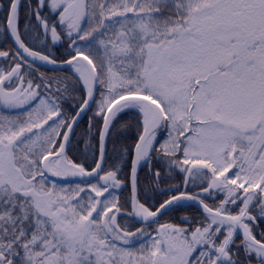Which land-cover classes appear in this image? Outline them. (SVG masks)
I'll return each instance as SVG.
<instances>
[{
	"label": "rangeland",
	"instance_id": "obj_1",
	"mask_svg": "<svg viewBox=\"0 0 264 264\" xmlns=\"http://www.w3.org/2000/svg\"><path fill=\"white\" fill-rule=\"evenodd\" d=\"M55 1L67 6L66 15H75L72 23L78 28L85 0ZM166 1L128 0L124 12ZM189 2L192 7L188 5L191 14L186 28L160 14L145 19L154 28L155 36L142 55H120L99 35L90 41L75 43L76 52L90 53L100 61V68H95L96 84L101 89L99 112L104 115L121 95L146 96L163 110L161 127L166 130L161 144L163 152L174 154L179 150L184 161L191 165L209 168L217 177H230L231 181L235 178L234 185L239 189L248 185L263 188L264 180L258 179L264 176V0ZM85 34L80 32L78 37L83 39ZM1 71L0 68V75ZM54 112V104L40 98L22 116H14L19 124L18 132L17 128H10L14 119H3L0 109V198L8 193L28 197L40 217V222L35 224L50 223L54 233L52 239L42 240L44 233L40 232L26 243L40 247L34 254H26V258L33 264H115L117 256L125 264L130 258L128 254L118 252L113 243L91 233L82 217L75 218L73 210L82 207L75 198H79L83 189L60 188L50 181L46 184L47 179L41 175V157L60 136L58 123L50 125L56 131H50L52 139L45 140L47 145L39 147L37 139L19 145L34 130L30 127L39 122L37 118L30 119L31 115L50 117ZM14 139L16 143L11 144ZM10 144L19 147L17 162L12 161ZM26 167H30L27 178L20 174ZM40 184L47 185L48 191L37 188ZM89 189L97 190L98 186L94 183ZM104 191L103 201L115 197L112 189ZM183 203L173 202L171 206ZM210 223L201 230L204 237ZM213 224L216 227L212 231L225 228L220 246L215 247L205 239L207 246L190 258L191 253L183 245L173 246L169 238L168 242H158L155 236H150L144 245L151 252L144 261L147 264H219L221 255L234 239V231L229 224ZM2 228L4 222L0 218ZM101 230L105 232V223H101ZM0 259L4 261L1 254Z\"/></svg>",
	"mask_w": 264,
	"mask_h": 264
},
{
	"label": "trees",
	"instance_id": "obj_2",
	"mask_svg": "<svg viewBox=\"0 0 264 264\" xmlns=\"http://www.w3.org/2000/svg\"><path fill=\"white\" fill-rule=\"evenodd\" d=\"M127 1L85 0L84 10L78 18L80 24L76 28V23H72L74 20L64 25L59 23L60 16L67 11V6L62 3L44 0L42 8H39L37 0H20L17 13L18 38L28 49L46 55L57 63L72 56L69 46H74L78 41H90L96 38V35L106 40L108 47L115 48L120 55L137 56L142 55L155 36L151 23L149 26V22L145 21L147 17L160 14L162 18L179 23L180 27L184 28L191 14L189 0H167L141 10L133 8L130 13H125ZM11 2L12 0H0V54H4V59H8V62L14 60V50L6 33ZM121 4L123 7L120 6ZM146 27L149 29L146 30ZM84 31L87 34L83 39L79 38L80 32ZM143 44L147 46H142ZM85 54L99 69V59L90 53ZM9 66L0 68L6 70ZM20 76L23 77L24 85L30 83L32 87L38 89L39 95H46L56 105L64 124H67V119L78 111L84 101V90L68 69L40 67L37 72L26 73L24 70ZM100 90V86L97 85L95 98L77 123L66 151L68 161L81 165L86 171L94 169L98 158L99 134L103 122V113L99 112L97 104ZM141 131L140 115L130 108H124L112 119L107 131L101 171L102 175L110 176L109 184H101L99 177L66 185L53 183L60 188L83 189L80 199L75 198L78 199L77 203H82V207L73 210L75 218L82 217L86 225H89L91 233L102 239L104 237L108 243H113L118 252L128 254L130 258L125 260V264H138V262L147 264L144 258L151 251L144 243L150 236H155L158 242H162L159 236L161 228L162 234L167 233L168 241L170 240L173 246L183 245L182 247L185 246L188 251L192 249L195 252L207 246L204 244L205 239L215 247L220 246L225 237V228L212 231L211 228L216 226L209 225V232L205 238L201 230L208 225V222L205 215L193 205L173 206L148 223L141 224L136 221L131 213L129 177L132 149ZM63 133L64 129H61L60 138ZM154 133L157 142L148 161L140 167L137 178V201L151 211H156L163 203L184 191L193 195L196 190L206 188L210 181V169L201 165L193 166L184 161L181 152L174 155L162 152L160 142L165 130L161 125ZM60 138L51 148L52 151L59 146ZM12 152L17 156L19 150L14 146ZM27 171H30V167L21 170L20 174L27 178ZM187 171H190V174L185 187L184 178ZM46 182L49 184V180ZM94 183L97 184L98 189H89ZM40 185H36L37 188L44 192L48 191L47 185ZM104 189H112L115 197L103 201ZM211 195L222 198L225 196V191L218 187ZM206 197L198 196L203 199L206 206L216 210L214 205L207 203L204 199ZM88 207L89 209L86 210ZM0 216H8L7 219L0 217L4 222V229L0 230V246H3L0 248V254L4 261L1 262L0 259V264H33L32 260L26 258V254L30 252L34 254L40 250V247L26 243L32 241L40 232L44 233L42 240L52 239L54 233L51 224L36 225L40 222V217L35 212L33 202L19 194L8 193L0 198ZM101 223H105V234L101 230ZM197 227L198 230H195ZM239 242L240 238L234 237L226 252L221 255L219 264H264L245 244L239 245ZM193 252H190V258L195 257ZM115 264H122L117 256Z\"/></svg>",
	"mask_w": 264,
	"mask_h": 264
},
{
	"label": "water",
	"instance_id": "obj_3",
	"mask_svg": "<svg viewBox=\"0 0 264 264\" xmlns=\"http://www.w3.org/2000/svg\"><path fill=\"white\" fill-rule=\"evenodd\" d=\"M19 2H20V0H12L11 5H10V9H9L7 22H6L7 36L9 38V40L11 41V43L13 44V46L15 47V49L17 50V52L20 53L25 59H27V60L35 63V64H38L39 66L47 68V69L67 68L70 66L71 63H73L74 61L79 59L86 66V68L89 72V76H90L89 92L86 94L85 100H84L83 104L80 106L75 118L70 123L68 133L66 134V136L62 140L60 148L55 153L45 155L41 160V171H42V173L49 180H51L55 183H59V184H67V183H71V182L78 183V182L87 181L91 178L96 177L100 173V170H101L102 165H103L107 130H108V126H109V124L113 118V114H114L115 110L121 104L126 103V102L144 103L145 105H147L150 109H152L154 111V115H153L152 120L143 126V130L141 132V135L139 136V138H138V140H137V142H136V144L132 150L130 178H129L131 205H132V209H133L134 215L137 218L138 223L142 224V223L150 222L153 217H155V216L159 215L161 212H163L168 207V205L170 203H172L176 199H179V200L185 201L186 203L193 204L205 215H213V216H216L218 218L224 219L230 226H232L237 231H239V228L237 227V225L234 223V221L229 216L223 215V214H221L215 210H212V209H210L204 205H201L199 203L194 202L187 194H184V193L181 195H178V196L168 200L164 204H162L155 212L152 213V215L149 218L140 219L137 217V214L135 211V204H136V199H137V178H138V172H139V168H140L139 152H140L141 147L143 146V144L147 140V138L153 133L154 129L162 121V109H161L160 105L157 102H155L154 100H152L146 96H143V95H137V94L123 95L120 98H117V100H115L110 105V107L108 108L107 112L105 113L103 123L101 126V130H100V134H99L98 160H97L96 167L93 170L92 174L86 175V176H57V175H53L47 171V168H46L47 161L49 159L59 157L61 154H63L65 152V150L67 149V146L69 144V140L71 138V135L74 131V128L78 122V118L83 113H85V111L91 105V103L94 99V96H95V91H96V86H95L96 73H95L94 66H93L92 62L89 60V58H87L85 55H83L81 53H74V55L71 58H69L68 60L61 62L60 64H57V65L56 64H44V63L32 58L31 56H29L25 52V50L21 47V43H20L19 39H17L15 37L14 32H13V27H12V20L17 16V12H18V8H19ZM43 2H44V0H38L39 8H42ZM67 19H68V17L63 16L60 20V24L64 23ZM71 50H72V52H74L73 49H71ZM0 57H2V56L0 55ZM18 70H19V67L12 68L0 79V102H1L2 106H5L6 104L14 103L16 101V98L15 99H7L5 97V95L3 93V85L11 77H13V75ZM31 102H32V99H27L19 107L28 105ZM187 178H188V173L185 176V184L187 182ZM218 183H219L218 179L214 176L212 184L208 188L201 190V191H198L197 194L203 195V194H206L212 190H215L217 188ZM239 233H240L242 240L244 242H246L247 244H252V245H255L257 247L264 249V246H262L260 243H258L252 237H249L248 235L241 233L240 231H239Z\"/></svg>",
	"mask_w": 264,
	"mask_h": 264
},
{
	"label": "flooded vegetation",
	"instance_id": "obj_4",
	"mask_svg": "<svg viewBox=\"0 0 264 264\" xmlns=\"http://www.w3.org/2000/svg\"><path fill=\"white\" fill-rule=\"evenodd\" d=\"M13 50H14V60L8 62L7 61L8 59L5 60L4 59L5 55L2 54L3 57L0 59V66L10 65L8 70L12 67H19L18 73L4 84L5 97L7 99H15L16 98V101L14 103H11L9 105L1 107L0 109L3 111V114H2L3 119L4 118L6 120L14 119L10 128L11 127L12 128H19V124L16 121L17 118L14 117L15 115L22 116L21 114L23 112L27 111L30 108V106L35 104L42 97L46 98L49 102H51V100L46 95H39L38 89L36 87H32V85L30 83L24 85L23 77L20 76L22 71L26 70V73H29L31 71L37 72L40 70V67L37 66L35 63L30 62L29 60L25 59L20 54H18V52L14 48H13ZM4 74L5 73H3V75ZM27 99H33V102L28 106L19 107ZM55 109H56V112H54L52 114V116H50V117H44L43 114H39L38 116H36L34 114L31 115L30 119L33 120L34 118H37L39 120V122L35 123L34 127H30L34 130H31V133L28 136H26V137L24 136L25 139L23 137L22 138L23 142L20 141L19 145L24 144V142H28V143L35 142V139H37L36 141L38 143H40L39 147L43 146L44 144H46L45 143L46 139H52V134L50 133V131L52 130L51 129L52 127H50V125L52 123H54V124L58 123L57 125L60 126L59 131L61 129H64L66 131L68 129L71 121L75 118L77 112L72 117H70V119H67V124H64L62 122L63 118L60 116L58 109L56 107H55ZM26 119H29V118L27 117V118H25V120ZM59 121H60V123H59ZM76 126H77V124H76ZM76 126H75V128H76ZM55 131H56V129L52 130V132H54V133H55ZM65 131H64V133H65ZM45 132H47V134L44 135ZM20 134H19V136H20ZM26 134H27V132H26ZM63 136H61V137H63ZM58 138H60V136ZM58 138H56V140L54 139L55 141L51 144V146H53L57 142ZM16 140L17 139H14L13 143H16ZM50 141H49V143H50ZM60 143H61V140H60ZM60 143H59V145H60ZM213 174L214 173L212 171H210V181L206 187H208L212 183L213 177H214ZM106 176H109V175H106V174L102 175L100 173L99 179L101 181L100 182L101 184H105V181H102L101 178L106 177ZM231 179L232 178H230V177L229 178L218 177L219 183H218L217 187H221V189L223 188V191H225V196H223L222 198L213 197V195H211V193H212L211 191L209 193L202 195V196H207L206 198H204V199H206L207 203L214 205L216 207V210L219 211L221 214L229 216L230 218H233L234 221H235V218H237L238 222L241 223L245 228V231H243L239 227L240 228L239 231L241 233L248 235L249 237H252L258 243H260L262 246H264V187L263 188L262 187L257 188V187H252V185H248V186H244L242 189H239L234 185L235 184V178H233V181H231ZM109 182H110V180H109ZM197 191H199V190H196V192ZM197 199L203 205H207L203 202L202 198L197 197ZM184 223H186V222H184ZM237 226H239V225L237 224ZM162 230H163L162 228L159 230V236L162 238V242L163 241L166 242L168 239V235H167V233L162 234V232H163ZM195 230H198V227ZM231 230L234 231V237L240 238L239 245L243 244V241H242V238L240 236L239 231H237L233 227H231ZM160 231H161V233H160Z\"/></svg>",
	"mask_w": 264,
	"mask_h": 264
},
{
	"label": "bare ground",
	"instance_id": "obj_5",
	"mask_svg": "<svg viewBox=\"0 0 264 264\" xmlns=\"http://www.w3.org/2000/svg\"><path fill=\"white\" fill-rule=\"evenodd\" d=\"M16 17L12 20V27H13V32L15 37L18 39L17 37V32H16ZM21 47L25 50V52L35 58L36 60L43 62L45 64H51L52 61L47 58L44 55H41L39 53L33 52L29 49H27L25 46H23L21 44ZM69 70L73 73V75L79 80V82L82 84V86L85 88V90H89V72L86 68V66L84 65V63L77 59L76 61H74L73 63L70 64L69 66ZM125 107H131L133 110L137 111L140 114L141 117V122L143 124H147L148 122H150V120L152 119L153 115H154V111L152 109H150L147 105H145L144 103H140V102H126L121 104L116 112H118L119 110L125 108ZM155 136L151 135L147 138V140L145 141V143L143 144V146L140 149L139 152V162L140 163H144L147 160V157L155 143ZM46 167L47 170L54 175L57 176H83L87 173H85V171L77 165L71 164L69 162H67L64 158V155H60L57 158H54L52 160L47 161L46 163ZM264 173V171H263ZM258 180L263 181L264 180V176L262 178H259ZM181 202L180 200H176L174 203H179ZM136 213L137 216L141 219L146 218L149 215V211L142 206L141 204L137 203L136 205ZM209 220L213 223H217L220 225H225L227 224V222L224 219L218 218L216 216L210 215ZM235 221L237 222V224L239 225V227L241 228V230L245 231L244 226L238 222V219L235 218ZM250 250L260 259H262L264 261V249L257 247L255 245H249Z\"/></svg>",
	"mask_w": 264,
	"mask_h": 264
}]
</instances>
